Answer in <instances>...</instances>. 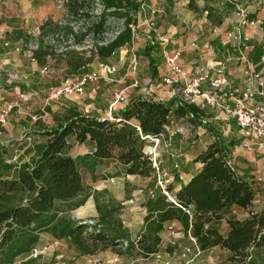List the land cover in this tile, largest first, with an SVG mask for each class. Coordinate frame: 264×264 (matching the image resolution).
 Wrapping results in <instances>:
<instances>
[{
    "label": "trees",
    "instance_id": "16d2710c",
    "mask_svg": "<svg viewBox=\"0 0 264 264\" xmlns=\"http://www.w3.org/2000/svg\"><path fill=\"white\" fill-rule=\"evenodd\" d=\"M96 3L101 6L98 14L92 11ZM62 7L68 19L65 25L47 17L38 27L37 47L31 51L38 66L50 54L41 40L44 35L64 32L73 37L74 44H79L85 35L102 33L109 17L122 19L123 26L109 41L94 45L92 56L104 62L116 50L132 43L131 25L136 23L140 3L63 0ZM70 21L90 23L83 31L81 28L73 31L66 25ZM12 33L16 41L24 34L21 29ZM158 45L147 42L142 49L149 77L154 80L159 60L151 54L158 52ZM66 55L67 68L72 71L85 67L91 60L79 57L73 49ZM62 113L55 117L54 126L42 132L44 140L33 146L28 161L8 162L7 151L0 144V264H14L17 258L24 257L43 233L69 240L83 255L113 249L127 239V247L118 252L146 258L159 250L161 232L174 223L185 234L190 233L201 251L213 248L224 251L221 264H264V197L261 208L255 209L253 181L234 170L229 163L228 148L220 138L196 156L202 166L175 191L177 204L158 191L153 197L145 196L142 230L135 238H130L117 217L119 204L96 206L98 216L93 220L71 217L70 212L85 202L88 196L85 179L86 176L96 179V167L115 164L124 175L150 177L152 167L144 156L145 142L138 136L136 126L142 134L157 135L166 133L165 126L171 117L201 124L199 108L192 104L174 106L173 98L160 101L137 96L119 111L120 122L83 115L73 106ZM68 137L77 143L90 142L91 153L68 155L65 144ZM149 186L153 187V179ZM184 209L190 210L191 217ZM172 249L173 246L166 245L164 250ZM21 264L46 263L28 258Z\"/></svg>",
    "mask_w": 264,
    "mask_h": 264
},
{
    "label": "crops",
    "instance_id": "0c3cea01",
    "mask_svg": "<svg viewBox=\"0 0 264 264\" xmlns=\"http://www.w3.org/2000/svg\"><path fill=\"white\" fill-rule=\"evenodd\" d=\"M240 1L244 6L248 8L250 12L249 16L251 18H258L262 21V24L260 26L255 25L246 28L244 30V34L248 38L246 41V57L248 63L250 64L251 69L259 75V80L264 82V0ZM16 2L17 3H14L12 0H4L1 3L0 1V94L3 101L10 102L13 101L16 98L17 94H19L20 92L26 93L30 96L28 102L31 105L32 113H39V101L43 98V95H41L42 92L47 91L52 86V84H55L57 81L45 78L44 71H42L40 66L36 64L35 60H33L31 56L24 50L20 49L16 42L13 43L6 40L5 33H11V31L15 29H21L22 31L26 32H33L39 27V25L42 24V22L47 17L51 18V16H48L46 7L41 4L39 5V3L35 4V2L31 0H16ZM147 2L151 1L143 0L142 2H140V5H142L143 3L146 8L152 7L151 4L149 3L148 5ZM187 2L189 1L159 0L155 3L158 10H160L159 8H161L165 16L167 15L165 14V9L170 10L169 14L167 15L168 20L166 31L164 32L163 30H160L162 33H167L170 36V41L167 47L170 49L179 48L182 50V63L187 69H190L193 61L196 60L202 64H223L229 80L235 85H242L244 80L241 68L242 66L235 62L234 59L227 63L224 62V58L227 55L235 57L237 55V51L234 47H232V45L229 44L223 46L220 42L224 30L228 28V25L226 24L224 19L229 12L230 6L228 4L223 5L222 0H212V2L207 4V8L210 9L211 12L217 11L220 14L219 23L218 21L215 22L213 18L207 19L204 16L201 18L202 20L196 17L194 21H176V10H178L184 3L186 4ZM1 4H3V6ZM183 24L184 28H181ZM205 27H208L206 29L208 31V34L204 33ZM202 40L205 41L199 44V42H201ZM193 41H195L196 43V48H192L190 46V43ZM209 41L214 43V46H212ZM207 43L209 44L208 47ZM130 49H132L130 45L123 46L116 50L112 56L108 57L105 60V62L115 65L117 71L109 79H107V77H103V79L101 78L97 82L96 87L93 90H91V87H87V91L91 90L88 96H84L80 99L75 97L73 101H62L55 103L50 107H47V111L54 116H59V113H62L65 108L73 106L76 107V109L79 111H81L83 108H87L90 111L91 115L102 118L107 112L108 104L112 101V94L115 90L121 88L124 89V99L117 102L113 107V114L115 115H119V111L126 106L131 98L137 96H145L144 94L146 88L139 85H133L132 81L134 80V77L132 78V76L128 74V76L123 78L127 70V62L124 54L127 50ZM157 54H159L161 58L158 59L155 56ZM151 55L159 60L156 67L157 79H155L158 83L161 76L166 72L164 59L159 45L158 52H153ZM144 63L146 64V70L149 73L147 61ZM81 69L85 70L86 67H83ZM149 79L151 81H154V79H151L150 77ZM108 80H110L111 82H109ZM58 83L59 82H57L55 85H57ZM109 83L110 85H108ZM99 88H101L102 90L105 89V91H109L111 95L110 100H106V103L105 101L95 100V94L96 91L99 90ZM154 94L163 96L164 100L171 99L169 95L164 94L159 86L155 88ZM255 98L257 102L264 103V97L256 96ZM102 102L105 103V105ZM101 105L103 106L101 107ZM100 107L103 109L101 110ZM197 108H199L202 112L201 122L204 121V123L201 124L196 123L195 127L197 128V132H199L200 130L202 132L201 127H204L206 121L209 122V125H206V127H212V125L210 124V122H212L215 128L213 126V129H210V131L213 135H215L216 138L222 139L224 144H226L228 148V159L231 162L234 170L239 175L245 176L248 181L264 182V177H262L264 171H260V169L258 170V167H256L258 161L264 159V147L259 145L254 138L244 137L240 133L235 122L233 120H226L223 111H221L220 109H217L212 105L206 103H199ZM92 112L94 114H92ZM26 118V122L34 128L38 127L39 122H49V118L39 119L36 122H32L29 117ZM23 120H25V118H18L15 113H11L8 117L7 122L0 130V144H5V146L8 147L7 153L9 152L10 157L14 154L15 150L17 151L16 159L18 163L28 161L30 156L33 154V146L36 143L44 140V136L42 135L43 129H35V134L32 137L34 138L35 136H37L39 137V140L34 141L35 143L33 146L29 145V143H26L25 141H21L20 143L14 142L15 140L18 141L21 139L19 136L20 132L23 129ZM230 123H232L234 127ZM54 125L55 124H51L49 127L51 128ZM215 129L220 132L219 136ZM215 137L211 136V140L204 142L203 145H201V147L197 149V151H195L194 155H191L190 152L185 151L187 149L186 147H190V143L187 140L182 141L183 137L179 135V133L173 134V136L171 137V147L169 148V150L166 149L165 151H162L159 158L160 167L175 174L173 177V181L169 186L172 193H175V191L179 189L181 185L185 184L188 179L201 168L202 164L196 161V156L202 150H205L206 147L216 139ZM67 142V154L72 157L83 155L85 150L92 148V144L90 142L85 141L83 143H77L73 140L72 137H68ZM171 150L176 153L175 157L170 156ZM174 163L179 164L178 172L181 178L177 176L173 169ZM112 166L113 165H101L96 167V179L92 180L88 176V178L85 180V183L90 185L91 188H95L94 183H103L101 181L113 178V176H111L110 174L108 175L107 173L104 174L97 172V170L99 169L108 171ZM261 168H263L264 170V165L261 166ZM87 180L90 182L87 183ZM129 180L130 182L133 181L142 183V181H149L148 184L151 183L150 177H140L136 175H129L126 181ZM113 183L104 182V188H106L108 192L113 193V198L117 200V203L120 206L118 215H120L122 218V227L126 229L130 238L133 239L142 230L143 219L145 216V211L142 210V203L145 196L147 195V191L151 188V186H148L144 191H142V193L138 192L137 194H135L134 192H131L127 193L126 196H123V190L120 192V189L123 186L122 183L117 182L116 185H114ZM91 197L92 194L90 192L88 193L85 202L77 208L73 209L70 214H75V217L80 219H86L88 217L96 218L98 216L97 211L95 209L91 210L88 205L86 206V204H89V200ZM130 198L134 199V202L132 204H129L127 202L124 205L120 204L121 202H125ZM255 203L256 200L254 199V207ZM87 210H89V213L87 212ZM171 226L174 229L175 238H169L166 229L161 232V246L157 251L161 255L160 259L165 258L167 260V256L169 253L173 251H180L183 248L182 243L188 245L186 234L181 230L180 225L178 223H174ZM52 239H54V237H52L50 234L43 233L40 236V240L37 246L44 245L43 241L46 240H48L49 243ZM58 240V248L63 247V245L69 243L73 253L75 255L79 254L77 249H75L74 245L69 240ZM166 245L173 246L171 252L164 250ZM58 248H50L48 252H52V250ZM60 250L61 248L58 249V251ZM203 252L204 251H200V253ZM23 258L24 257L21 256L18 259ZM151 258L156 259L154 256H148L146 258L135 257L132 260V264H136L138 261H144ZM56 260H58V264H63V259H61L60 255L56 256ZM88 260H95V263H91ZM85 261L86 264H121L120 258L113 252L112 248H107V254L105 256L96 255L95 253L90 256L86 255Z\"/></svg>",
    "mask_w": 264,
    "mask_h": 264
},
{
    "label": "built area",
    "instance_id": "2783aa9c",
    "mask_svg": "<svg viewBox=\"0 0 264 264\" xmlns=\"http://www.w3.org/2000/svg\"><path fill=\"white\" fill-rule=\"evenodd\" d=\"M222 4H228L230 6L229 12L225 17V22L228 28L224 30L221 37V44L223 46L232 45L237 51V55L232 57L227 55L224 58V62H230L235 60L242 67V74L244 76L242 85L233 84L226 72L223 64L212 65L202 64L199 61H193L190 69H187L181 58L182 50L179 48L170 49L167 47L170 36L167 33L158 31L155 22L151 19L145 21L147 37L150 40H155L162 52L166 72L160 78L158 83L150 82L146 87L145 97L153 100H164L163 96L155 95L154 91L159 86L164 94L169 95L174 100V106L178 104H192L198 106L199 103L210 104L213 107L223 111L226 120H233L238 127L240 133L246 138H254L255 141L264 147V103L257 102L256 96L264 97V82L259 80V75L255 73L248 63L246 57V41L247 36L244 34L246 28L261 25L262 21L258 18H251L250 12L246 6L242 4L240 0H222ZM142 5H140L141 8ZM208 13V10H204V15ZM206 18V17H205ZM192 48H196L195 41L190 43ZM138 61L135 54H132L127 63V70L124 74L125 78L128 74H134L137 71ZM117 68L115 65L107 62H97L91 69L71 73L63 77L59 83L55 86H51L46 96L40 99L39 113H32V108L29 101V95L26 93L17 94L13 101H3L0 94V130L7 122L11 113H15L18 118H26L32 122H36L39 119H47L49 113L47 107L64 101H73L74 98L86 97L90 94V91L96 87L97 82L103 77L109 79ZM132 74V75H133ZM111 82L110 80H108ZM138 81L134 79L133 85H137ZM204 85V88H203ZM87 87H91L90 91H87ZM124 99V89H117L112 94V101L108 104V109L103 119H109L111 121L120 122L121 117L113 114V107L119 101ZM83 115H91L87 108H83L80 111ZM191 116V115H190ZM189 116V117H190ZM178 120H184V117L178 118ZM175 118L169 119V124L165 126L166 134L160 133L157 135L142 134L139 127L136 126L138 136L145 142L144 156L149 160L152 167L150 178L153 179V187L147 191V196L153 197L155 191L160 192L166 197L167 200L175 203L174 193L171 192L169 186L173 181L175 174L164 170L159 165L160 152L164 148L171 146V137L179 129L174 125ZM201 123H204L202 121ZM68 145V142H65ZM16 153L8 159V162L16 163ZM91 149L85 150L84 154H90ZM170 156L175 157L176 153L170 151ZM231 164V162L229 161ZM173 169L177 176L181 178L179 174V164L174 163ZM124 178L129 175H124ZM114 178L106 179L101 182H113ZM132 204L133 198L128 199L125 202H121V205L125 203ZM142 210L145 208L142 206ZM185 212L191 217L189 209H184ZM72 218H76L75 214L71 215ZM118 218L122 222V218L118 215ZM92 225V221H89ZM90 230V228H87ZM169 238H175V232L172 226L167 229ZM188 245L181 249V253L177 254V251H173L168 254L166 263L171 259H178L183 257L186 263L191 262L199 253L200 249L197 246L195 239L186 233ZM173 243V241H172ZM59 244L58 239H52L49 243L42 246L35 245L24 256V259H36L40 258L43 254L50 250V248L56 247ZM128 245L127 239H123L116 245L115 248L123 251ZM191 255V258H186ZM156 259H160L161 255L158 252L151 254ZM91 263H95V260H88Z\"/></svg>",
    "mask_w": 264,
    "mask_h": 264
},
{
    "label": "rangeland",
    "instance_id": "374dc122",
    "mask_svg": "<svg viewBox=\"0 0 264 264\" xmlns=\"http://www.w3.org/2000/svg\"><path fill=\"white\" fill-rule=\"evenodd\" d=\"M1 3L4 0H0ZM9 1V0H7ZM11 1V0H10ZM14 3H17L16 0H12ZM34 1L35 4L39 3V5H43L46 7V11L48 16H51V18L54 21H59L62 25H65V23H67L68 19L66 18L65 15V11L62 7V1L63 0H31ZM134 3H140L143 0H132ZM151 2H147V4L149 5V3L151 4L152 7L150 8H146V6L142 3L141 8L139 7V10H137L136 12V23L134 25H131L132 31H133V39H132V43L130 44V46L132 47V49L127 50L124 54V57L126 59V62L128 63V60L130 59L132 54H135L137 57V61H138V66H139V71H138V66H137V71L132 75V78L134 77V79H136L138 81L136 86H141V87H148L151 80L149 79V73L146 70V64L144 62L147 61V59L143 56L142 54V49L145 46V44L148 42H156L155 40H150L147 37V33H146V28H145V21L148 19H151L155 22L157 28L159 29L158 31H166V26H167V20H168V14L170 12V10L165 9V14H167L166 16L164 15V12H162L161 8H159L160 10H158V8L156 7V2L159 0H150ZM189 2H187L186 4L184 3L178 10H176V15H177V19L176 21L178 22H182L190 20V21H194L195 18H199L201 19L203 16L206 17L207 19L209 18H213V20L215 22L218 21L219 23V19H220V14L215 11V12H211L210 9L207 8V4L212 2V0H188ZM3 6V4H1ZM210 8V7H209ZM101 6L99 3H96V5L94 6V9H92L94 14H98L100 12ZM207 9L208 13L206 14V16L204 15V10ZM91 20V19H90ZM202 20V19H201ZM90 21L87 22H74V21H70L68 22V24H66L67 26L72 27L73 31H78V29H82V31L85 29V27L89 26ZM123 20L118 18V17H109L108 20L105 23V28L104 31L100 34H93L90 33L88 35H85L81 42L79 44H74L73 43V37L70 35H66L64 32L58 33V34H48V35H44L41 40L42 43L44 45V47H48V51H49V56H47L45 58V63L40 66V68L42 69V71H44V76L47 79L50 80H56L57 82H59L63 77L71 74V73H76V72H82L81 70H69L67 68L66 65V61H67V55L66 52H68L70 49H73L74 51L78 52L79 57H83L84 59H91L90 62L85 66L86 70H89L92 68L93 65H95L97 62H99V60L96 59V56H92V54L94 53V45H99L102 43H105L107 41H109L116 33L119 29L122 28L123 26ZM184 23V22H183ZM181 28H184V24L182 25ZM208 27L204 28V33L208 34V31L206 30ZM160 31V32H161ZM13 31H11V33H5V39L13 42V43H17V45L19 46L20 49L24 50L26 53H28L31 56V51L33 49H35L37 47V43H36V36L39 33L38 28L36 30H34L33 32H26L23 31V36L21 38H18L17 41L15 40V35H13L12 33ZM205 41V40H204ZM203 40L201 42H199V44L204 42ZM210 42V41H209ZM210 44L212 46H214V43L210 42ZM208 43H207V47H208ZM159 54L155 55L158 59L161 58ZM36 62V61H35ZM105 62V61H104ZM37 64V63H36ZM132 81V79H131ZM134 81V80H133ZM132 81V82H133ZM56 82V83H57ZM152 82H156V80L152 81ZM55 83V84H56ZM55 84H52V86H55ZM110 85V83L108 84ZM117 87V86H116ZM48 91V90H47ZM47 91H43L41 95H43V97L46 96ZM90 91V90H89ZM96 98L95 100H100V101H105L106 100H110V93L109 91H105L102 90L101 88H99V90L96 91ZM103 103V102H102ZM105 103H103L105 105ZM103 105H101L102 107ZM107 106V104H106ZM100 107V108H101ZM103 108H101L102 110ZM93 110V108H92ZM49 113V112H48ZM92 114H94L92 112ZM63 115V113H59V116ZM55 117L54 115L50 114L48 115L47 119L49 118V122H39L38 127L34 128L33 126L29 125L26 120L27 118H25L24 125L22 131L20 132V140L18 141H14V142H18L20 143L21 141H25L26 143H29V145L33 146L34 145V141H38L39 137L35 136L34 138L32 136H34L35 134V129H43V132L46 129H49L51 124H55ZM209 122H205L204 127H201V130L199 132H197V128L195 127L196 124L191 123L189 121L186 120H178L175 119L174 121V125L175 127H179L178 131H182V132H176L179 133V135H181L182 141L187 140L190 143V147H186L187 149L185 151L190 152L191 155H194L195 151H197V149H199L201 147V145H203L204 142L211 140V136H214L210 129H213V124L212 122H210V124L212 125V127H206V125ZM232 125V123H230ZM33 125V124H32ZM234 127V125H232ZM215 128V126H214ZM215 131L218 133V136L220 135V132L215 129ZM216 138V137H215ZM19 139V138H18ZM200 140V141H199ZM193 141V142H192ZM5 143V142H4ZM3 144V143H2ZM16 144V143H15ZM4 145V148L7 151V146ZM189 145V144H188ZM171 147V146H170ZM169 147V148H170ZM169 148H167L169 150ZM31 149V148H30ZM166 148H164L162 151H165ZM184 150V149H183ZM182 150V152H183ZM172 151V150H171ZM160 152V153H161ZM7 159H9L10 154L9 152L6 154ZM262 157V156H260ZM262 164V165H261ZM113 166L108 170H97L98 173H107L108 175L110 174L111 176H113L114 178V185H116V183H122V187L120 189V192L123 190V196H126L127 193H131L134 192L135 194H137L138 192L144 191L150 184L149 181H142L141 182H130L126 181L127 178H124V172L122 171V169L115 165L112 164ZM264 165V159L258 161L257 166L258 170L260 169V171H264L263 168H261V166ZM102 171V172H100ZM262 177H264V172ZM88 178V176H86V179ZM85 179V180H86ZM88 181V180H87ZM90 181H88L87 183H89ZM126 183V184H125ZM128 185V186H127ZM95 188H91L90 185L85 183V189L86 192L92 194V197L89 200V204H86V206L88 205V207L92 210L95 209L96 210V206H100V207H104L106 205H114L115 207L118 205L117 200L115 198H113V193L108 192L106 190L105 184L104 183H98L95 184L94 183ZM253 186L256 189L255 192V209H259L261 208L262 204H261V199L262 197H264V182L262 181H253ZM90 187V189H89ZM127 190V191H126ZM140 194V193H139ZM97 211V210H96ZM87 212L89 213V210H87ZM240 215V214H238ZM86 219H94L93 217H88ZM44 244L48 243V240L43 241ZM183 247H186L187 245L184 243H182ZM59 245L56 246V248H58ZM60 251H58V249H60ZM58 249H54L52 250V252H46L45 254H43L40 258H36L35 261L36 262H44L46 264H58V260H56V256L60 255L61 259H63V264H86V255L83 254H78L75 255L73 253V251L71 250V246L69 243H67L66 245H63V247H60ZM113 252L115 254H117V256L120 258V263L121 264H132V260L135 258L133 256H130L127 253H119L118 249L113 248L112 249ZM63 251V252H62ZM62 252V253H60ZM179 253H181V250L177 252V254L179 255ZM96 255H100V256H105L107 254V248L103 249V250H98L96 253ZM225 252L222 251L219 248H213L207 251H204L203 253H200L199 255H197L195 258H193V260L191 262L186 263L185 260L183 259V257H179L178 259H171L170 261H168V263H166V259H148V260H144V261H138L136 264H221L222 259L225 257ZM90 256V255H88ZM186 258H191V255L185 257ZM16 262H14V264H21V262L23 261L22 259H16Z\"/></svg>",
    "mask_w": 264,
    "mask_h": 264
}]
</instances>
